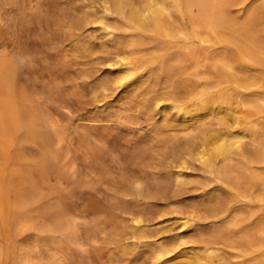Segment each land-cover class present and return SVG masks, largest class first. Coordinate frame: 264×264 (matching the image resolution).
Returning a JSON list of instances; mask_svg holds the SVG:
<instances>
[{"label": "rangeland", "instance_id": "obj_1", "mask_svg": "<svg viewBox=\"0 0 264 264\" xmlns=\"http://www.w3.org/2000/svg\"><path fill=\"white\" fill-rule=\"evenodd\" d=\"M154 1L190 35L174 0ZM212 1L236 24L255 14L264 41V0ZM107 6L0 0V264H176L199 256L201 264L258 263L264 252L245 248L264 231V200L232 201L228 184L203 163L223 144L208 131L216 112L204 116L194 101L167 95L149 109L143 99L174 89H163V73L146 63L157 43L146 35L144 47H131L134 30ZM206 32L209 41L189 46L201 58L215 49L217 33ZM211 57L202 60L205 77L213 75ZM246 72L240 78L257 90L263 73ZM242 92L213 93V107L246 109ZM245 127L235 145L254 147ZM193 141L204 142L201 153L170 168Z\"/></svg>", "mask_w": 264, "mask_h": 264}, {"label": "bare ground", "instance_id": "obj_2", "mask_svg": "<svg viewBox=\"0 0 264 264\" xmlns=\"http://www.w3.org/2000/svg\"><path fill=\"white\" fill-rule=\"evenodd\" d=\"M105 2L108 4L106 10L118 15L123 24L134 30L131 35L132 41L129 43L131 47H144L142 44L145 45V43H142L140 38L144 36L145 39L146 35L149 36L150 42L152 40L157 43V47H155L158 49V54L146 63L150 70L156 69L163 73L165 78V84L162 83L163 89L169 87L174 89L170 91V88L166 93L162 90L160 94H156L159 89L153 91L155 95L143 99V101L146 100L148 108L155 110L160 101L159 97L163 96L165 99L167 95L170 96L168 99L172 97L174 102H179L181 105L194 101L204 116L216 112V127L210 128L208 131L214 133L212 138L216 142H223V144L221 143L222 145L214 149L216 156L203 162L204 165L206 164L210 175L212 174L215 178L228 184L232 201L240 202L241 199L247 197L254 201L264 200V77L257 83V90H251L250 87L253 85L247 83V80H242V77L240 78V75H245L249 69H258L264 75V41L256 34V28L262 23L257 21L256 15H251L249 21L241 25L233 23L227 11L212 0L211 2L209 0H174L173 8L180 15L188 16L191 23V33L186 36L184 33L182 34L183 31L178 29L179 26L174 25V21L169 23L165 20L170 15L166 16L164 13L167 9L164 2L160 3L154 0H140L137 4L131 0H105ZM204 29L206 30L204 31ZM206 31L214 35L217 33L213 41L211 40L213 45H210L215 49L201 58L199 54H192L190 51L192 48L190 49L189 46L205 39V41H209L211 38ZM224 33H227V37H221ZM148 36H146L147 39ZM139 49L128 50L127 54L138 52ZM196 52L195 54H197ZM211 54V59L214 60L213 75L205 77L203 76L202 60L209 59ZM111 61L114 59L108 60L109 65ZM230 87L245 90L242 92L241 98L246 109L233 112L230 108L221 107V102L213 107L214 97L212 94L218 92V98L221 99L220 94ZM239 113L242 116H238ZM197 123H199L198 120ZM242 126H246L245 129L250 131V137L256 143L254 147L247 148L241 141L235 145L237 143L235 134ZM203 144V141L190 142L183 151L181 150L182 155L177 157V160L170 162V168L175 165L177 167L187 165L188 159L201 153L200 149ZM218 156L221 158H217ZM167 166L169 167V165ZM231 209L233 210V207H229L228 212ZM241 227L246 228L247 225ZM253 247L260 256H263L264 231H260L258 237L251 240L245 251H252ZM259 260L256 264H264L263 257ZM201 262L202 257L199 256L195 260L187 258L176 264H201Z\"/></svg>", "mask_w": 264, "mask_h": 264}]
</instances>
